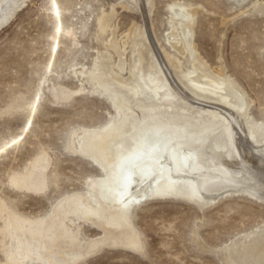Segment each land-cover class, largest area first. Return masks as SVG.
Wrapping results in <instances>:
<instances>
[{"label": "rangeland", "instance_id": "rangeland-1", "mask_svg": "<svg viewBox=\"0 0 264 264\" xmlns=\"http://www.w3.org/2000/svg\"><path fill=\"white\" fill-rule=\"evenodd\" d=\"M17 1L0 14V264H15L11 254L16 263L50 264L47 257L36 259L43 249L33 248L26 258L9 223L16 218L36 229L60 203L103 179L81 146L90 138L99 142L118 118L116 108L136 121L147 117L141 109L185 112L188 121H199L188 129L209 135L223 127L217 132L229 142L222 117L196 116L199 99L202 106L239 110L252 138L264 140V0H145V16L130 0H24L15 8ZM184 11L193 15L189 23L176 15ZM158 61L183 91L197 94L193 105L174 90L152 102L129 94L147 68L158 71ZM191 80L220 88L205 86L203 94ZM222 80L242 96L241 109ZM28 175L36 181L42 175L39 191L24 185ZM172 194L168 186L153 187L134 204L129 218L139 249L99 245L74 264H224L228 250L264 233V201L248 194H226L202 206ZM70 218L65 225L82 248L102 238L92 222L73 218L71 224ZM53 250L58 262L61 249Z\"/></svg>", "mask_w": 264, "mask_h": 264}, {"label": "bare ground", "instance_id": "bare-ground-1", "mask_svg": "<svg viewBox=\"0 0 264 264\" xmlns=\"http://www.w3.org/2000/svg\"><path fill=\"white\" fill-rule=\"evenodd\" d=\"M10 1L15 0H0L2 16ZM130 1H134L145 16V0ZM23 3L24 0H18L14 3L15 8H19ZM13 10L7 12L8 18L14 13ZM176 15L188 23L193 16L187 11L178 12ZM57 33L60 39L63 30L59 28L56 35ZM188 39L185 36L186 43L190 45ZM164 60L169 64L165 57ZM138 61V68L141 69V60ZM157 65L158 71L147 68V73L142 72L140 78L137 77L135 84L128 89L129 94L138 100H144L145 96H148L152 102L157 101L156 94L160 97L158 101L167 100L165 96L170 90H174L186 102L187 98L190 99L193 105L192 98L197 94L192 91V94L186 93V88L183 91V86L171 72L165 74L166 65L164 64L166 70L164 67L162 69V63L159 61ZM190 83L203 94H206L205 86L213 91L220 88L212 85L214 83H198L197 80H191ZM219 85L224 86L233 102L241 109L243 99L235 87L230 88L232 84L225 80L220 81ZM196 100L195 103L200 105L196 116L211 120L222 117L221 124L228 125L230 130L229 142H224L223 132H217L223 127L214 130L215 132L210 131L209 135H205L201 130L195 132L194 129H188L199 125V121H188L185 112L141 109L140 112L147 117L136 121L129 113L125 114L116 108L118 118L101 132L98 137L100 139H95L99 142H92L91 138H87V143L81 146L105 174L103 179L92 182L88 193L78 196L74 201H68L65 205L59 202L60 207H56L52 215L40 220L36 229L23 228L16 218L9 223L17 230L18 250L25 252V257L29 258V254L34 252L33 248L35 252L43 249V254L36 259L47 257L50 264H74L87 255H92L100 248L99 245L139 249V239L129 214L136 204L148 197L147 194L153 187L165 189L168 186L173 197L188 200L198 206L208 205L226 194L244 193L264 201V140L259 142L258 139L252 138L239 110L202 106L200 100ZM108 139L111 140L110 143ZM37 179L38 181L28 175L24 185L31 189V192H37L43 186L42 175ZM68 216H72L69 219L71 224L73 218L92 222L101 230L102 238H97L99 241L96 242L92 240L82 248L76 243L73 232L65 225ZM10 225L8 227H11ZM239 243L238 249L226 252L224 264H228L233 258L236 259L235 264H264V233L255 235L253 239L245 237L244 241ZM54 248L61 249V259L58 262L52 258ZM10 261L20 264L16 263L13 254L10 255Z\"/></svg>", "mask_w": 264, "mask_h": 264}]
</instances>
